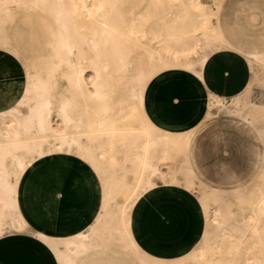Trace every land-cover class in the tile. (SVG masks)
Here are the masks:
<instances>
[{
	"label": "bare ground",
	"instance_id": "6f19581e",
	"mask_svg": "<svg viewBox=\"0 0 264 264\" xmlns=\"http://www.w3.org/2000/svg\"><path fill=\"white\" fill-rule=\"evenodd\" d=\"M224 1L214 0L210 8L201 0H0V50L23 63L25 77L22 93L0 108V234L25 225L18 171L28 173L51 158L44 147L50 140L55 147L74 149L91 163L94 178H103L101 210L87 233H37L58 264H72V254L87 249L101 231L126 241L139 264H264V251L259 258L241 261L248 235L264 246L262 171L228 191L205 184L190 156L195 125L167 122L154 104L161 84L182 79L194 88L200 113L253 126L264 137V128L257 126L261 114L244 99L250 82L230 98L210 93L203 84L202 69L212 53L239 52L221 31ZM27 21L40 28L46 41L22 51L15 33ZM243 56L253 74L255 63L264 67V53ZM105 153H112L110 159L118 153L125 162H134L133 184H119L113 173L106 174L99 159ZM27 157L35 159L28 167ZM179 184L190 193L204 186L197 197L206 222L201 259L196 247L177 259L150 253L139 245L132 228V214L148 195ZM249 186L254 187L252 195L244 197L242 191ZM225 192L233 201L224 199ZM117 193L124 194V200L116 203L115 212L110 205ZM234 203L246 211L241 218L231 210Z\"/></svg>",
	"mask_w": 264,
	"mask_h": 264
},
{
	"label": "crops",
	"instance_id": "0c3cea01",
	"mask_svg": "<svg viewBox=\"0 0 264 264\" xmlns=\"http://www.w3.org/2000/svg\"><path fill=\"white\" fill-rule=\"evenodd\" d=\"M219 21L225 39L234 48L243 53L264 52V0H225ZM15 40L20 42L22 51H30L44 43L46 38L39 27L27 21L15 33ZM248 72L251 75L250 65L242 54L222 49L212 53L204 63L202 80L210 93L230 98L245 90L249 83ZM171 85L182 99L199 101L194 88L186 81L172 79L164 82L154 94V104L166 121L175 108L168 101H159L163 95L161 89ZM172 119L179 120L177 117ZM204 133L244 134L250 139L249 153L253 163L250 175L257 173L262 161V144L257 133L232 122H225L221 127L212 124L197 135L190 154L194 171L202 182L216 187L209 180L212 168L208 163L213 158L207 155ZM217 160L221 162L215 166L219 170L217 176L225 178L227 189L246 182L225 159ZM191 199L187 193L174 187H160L151 193L132 214V228L140 245L164 258L185 253L192 246L196 228ZM101 202L98 181L92 172L68 158L40 162L27 174L21 189V206L32 228L60 235L87 229L96 219ZM0 264H58V261L48 245L31 233L12 232L0 237Z\"/></svg>",
	"mask_w": 264,
	"mask_h": 264
},
{
	"label": "rangeland",
	"instance_id": "374dc122",
	"mask_svg": "<svg viewBox=\"0 0 264 264\" xmlns=\"http://www.w3.org/2000/svg\"><path fill=\"white\" fill-rule=\"evenodd\" d=\"M201 1L206 3L210 8L214 7V0H201ZM1 51L2 50H0V53ZM2 52L3 53L0 54V58L1 57L2 58L0 60L5 59L4 62H5L6 67H5V71L2 74H0V80H1L0 81L1 83L0 84V108L4 107L7 102L11 101L12 99H15L16 96L22 93V91L24 90L23 84L25 83L24 81L25 77L23 75L24 73L23 63L20 62L19 60L18 62L17 59L13 55H12L13 58H11L12 56L10 53L7 54L5 51H2ZM239 52L242 53L243 55L247 54L241 51ZM260 53H264V52H260ZM6 56L7 57L9 56V59H7ZM13 61L15 63L16 62L18 63L15 64ZM8 62L10 64L14 63V66L13 64H11V67H14L13 69L8 66L9 65ZM15 69H17L18 73ZM10 70H12L13 72ZM9 71L11 74L9 73ZM254 72L255 73L253 74L251 70V75L248 72L247 82H250L251 84H250V88L244 93V99L249 102L251 107L255 106L256 112H259V114H261L262 118L257 124V126L259 128H264V67L259 63H255ZM87 78H90V81L93 79L91 77H87ZM56 79L58 80V84L61 86L62 82L59 79L58 75L56 76ZM87 80L89 81V79ZM173 87L174 86L171 85V86H165L161 89V91L163 92V95L160 98L159 102L168 101L175 108V111L174 113H172V116L171 117L167 116L168 117L167 122L175 123V124L188 123V124L195 125V130H194V135H193L192 145H191L192 148L190 147V152H191L190 154H192L194 140L196 139L197 135L199 133H202L204 130H206L210 125L216 124L221 127V125L225 122L235 123L227 119L209 117L205 115L203 112L200 113V111L198 110L199 101H197V99H194V98H183L182 99L180 95L178 94V91L173 89ZM243 90L244 88L240 92H242ZM15 91H16V94H15ZM7 99L9 101H7ZM246 112H249V110L247 109ZM172 117H177L181 120L175 121L174 119L172 120ZM55 121L56 119L54 118L53 124L57 125V121L56 122ZM241 126L246 127L244 125H241ZM248 128H250L253 133H257L256 129L253 126L248 125ZM257 135L262 144V161L260 164L261 169L260 167L258 169V171L259 170L262 171L261 173L262 176L259 180V183L264 187V137L261 138L258 133ZM249 142H250V139L241 133H204V144H205V148L207 149L206 150L207 155L213 158L212 161L208 163L212 168V170L210 171L211 176L209 180H211L212 183H214V185L218 187V188L216 187H213V188L219 189L222 191L230 190V189H227L228 185L224 183L225 178H221L217 176L216 171L219 172V170H217L216 169L217 167L215 166H219L221 164V162L218 161L217 158L225 159L227 164L229 163L230 165H232L236 173L239 174L241 178L246 180L245 183L250 182L251 180L254 179L255 175L254 176L250 175L252 173L251 171H253L251 169L253 163L251 161L252 156L249 153V149H250ZM44 147L46 151L48 150L49 153L52 155V157L49 159L58 158V157L68 158V159L73 160L77 164H82L86 166L90 170L91 163L87 160H82L74 149L68 150V147L66 146L55 147L51 145L50 140H48V142L45 143ZM111 155L112 153H108V154L105 153L104 155L99 156V159L101 160V165L103 169L105 170L106 174L110 175L113 173L115 175V179L117 183L119 184H121L122 182L123 183L125 182L127 184L128 183L133 184L135 182L134 178H135V171H136L134 162L133 161L125 162L123 157L118 153H113L114 158L110 159ZM49 159H45V160H49ZM34 161L35 159H30L29 157H27L26 166L28 167ZM39 163L40 162H38L37 164ZM4 164L8 169L12 168V165L9 160H6ZM170 166H173V164L170 163ZM28 173L26 171L24 172L18 171L17 177L22 181L21 189H22L23 182ZM178 176H179L178 178L180 179L182 178L180 175ZM255 178L257 179V177ZM102 179L103 178H99L98 180L99 192L101 194V199H102V202L100 205H102L103 203V192H102L103 191V180ZM181 180L179 181L180 184L182 182ZM245 183L241 185H244ZM180 184L175 185V186L173 185L164 186L163 188H167V187L178 188L181 191H184L185 193H187L192 198L190 204L192 207V212L195 216L196 228H195L192 246L186 252L188 253L194 247H196L197 251L194 253L198 256L199 259H201L202 245L200 244L202 243V237H203L204 230L206 228V222H205V217H204V213L202 210V206L197 197L199 196L200 190H202L204 186L198 187L197 188L198 190L195 193H190L182 187L183 185L181 186ZM253 189H254L253 186H249L245 188L242 191L243 193L242 195L244 197L251 196ZM209 195H211V193H209ZM222 196H224V199L226 198V200L228 199L229 201H233V197L229 195L228 192L223 193ZM115 197H116V201H113L111 203L110 210L116 212L117 210L116 203H120V204L123 203L124 194L117 193L115 194ZM149 197L150 195H148L143 200V203H145L149 199ZM100 210H101V206H100ZM231 210L236 214V217H235L236 219L241 218V216H244V214H246V211L239 209V205L236 203L231 205ZM25 221H26L25 225H23L21 228L12 226L11 228L4 230L0 234V237L8 233H12V232H29L33 236L39 239L37 233L39 232L40 229L32 228V225L30 224L26 215H25ZM252 221H254V219H252ZM259 224L256 223V226H258ZM213 225L214 223L211 222V226ZM261 226H262L261 236L264 237L263 235L264 234V222H263V225ZM88 229H90V226L87 229L83 230L82 232L87 233L89 231ZM212 229H214V227H212ZM248 236H249L248 240L244 241L243 243L244 245L241 248V261H245L246 258H252V259L259 258V254H258L259 251H264V246L262 243L261 244L256 243L253 240V237H251L250 235ZM137 242L139 243L138 240ZM186 252L178 257H174L171 259H177L179 257H182L186 254ZM72 257H73L72 264H139L137 254L132 248H130L126 244V241L120 240L117 235L110 237L107 233L102 232V231L98 235H96L95 238L91 242H89V246L87 249L80 250L77 253L72 254ZM262 261H264V259H262Z\"/></svg>",
	"mask_w": 264,
	"mask_h": 264
},
{
	"label": "snow or ice",
	"instance_id": "6c2138e0",
	"mask_svg": "<svg viewBox=\"0 0 264 264\" xmlns=\"http://www.w3.org/2000/svg\"><path fill=\"white\" fill-rule=\"evenodd\" d=\"M9 67H11V64L9 63L8 65ZM5 62L3 60H0V74H2L5 71ZM83 179L87 180V177H84Z\"/></svg>",
	"mask_w": 264,
	"mask_h": 264
}]
</instances>
